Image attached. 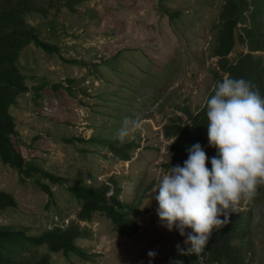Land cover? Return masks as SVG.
<instances>
[{"label":"rangeland","instance_id":"1","mask_svg":"<svg viewBox=\"0 0 264 264\" xmlns=\"http://www.w3.org/2000/svg\"><path fill=\"white\" fill-rule=\"evenodd\" d=\"M225 1L89 0L76 13L63 9L46 18L30 16L28 22L59 51L49 54L30 45L21 52L29 92L10 110L18 132L13 141L27 161L67 183L42 180L54 192L50 200L37 178L22 183L0 159V191L18 204L0 212V223L27 236L68 226L77 221L80 205L67 187L76 181L98 187L114 178L121 201L144 211L135 219L139 233L121 237L105 216L96 214L80 223L85 236L77 244L88 259L59 253L52 255V264H167L177 245H185L157 215L154 190L168 170L172 142L163 127L174 116L187 120L183 108L202 109L214 88L218 58L212 55ZM177 13L172 20L170 14ZM247 52L246 44L237 41L229 60ZM258 55L264 58V52ZM126 118L138 120L139 127L122 142L117 132ZM137 140L141 148L129 162L103 145ZM238 210L250 216L249 261L264 264V201H241ZM150 251L155 256L149 257ZM45 252V247L28 248L17 259L32 262Z\"/></svg>","mask_w":264,"mask_h":264},{"label":"trees","instance_id":"2","mask_svg":"<svg viewBox=\"0 0 264 264\" xmlns=\"http://www.w3.org/2000/svg\"><path fill=\"white\" fill-rule=\"evenodd\" d=\"M89 0H0V159L2 163L17 171L20 181L37 178L39 187L54 199V192L48 180L54 185H63L67 180L42 169L34 160L27 161L17 150L13 139L17 136L16 121L10 110L18 102V98L29 92L27 77L20 69L21 52L34 45L43 52L58 53L56 45L44 40L38 29L28 22L30 16L46 18L54 10L56 13L67 9L76 13L78 8ZM180 13L170 14L171 19ZM264 0H226L223 4L218 32L215 39L213 57L218 58L217 68L213 71L215 84L222 82L225 76L244 78L251 81L254 89L264 98V58L258 55L264 52ZM243 26L242 29L239 27ZM237 41L246 44L248 52L241 54L235 62L229 60ZM107 61L105 64H110ZM87 66V63H83ZM55 85L54 88H61ZM214 88L208 98L214 94ZM207 98V99H208ZM206 105V103H205ZM193 113L188 107L181 116L171 117L163 127L164 137L172 141L168 147L172 158L167 163L183 165L187 159V148L200 143L206 155H215V150L208 147L206 107ZM117 159L129 162L133 154L141 148V140L119 144L115 141L103 142ZM211 167L210 163L206 164ZM72 198L79 202L80 210L77 221L65 227H55L37 236H27L23 231H15L0 223V264H52L53 254L67 257L76 255L83 260L87 253L77 242L85 236L81 222H90L96 214L105 216L114 226L115 232L125 238L136 236L141 227L136 218L144 214L139 206L125 204L121 201V188L112 178L98 187L76 181L67 187ZM264 201V185L257 188V194L249 201L255 205ZM15 197L0 191V212L17 208ZM223 215L221 219H223ZM250 216L243 211L230 212L228 221L217 227L209 238L208 244L200 254L179 255L175 251L167 264L179 260L182 264H251L249 255L252 249L250 239ZM45 247L46 252L37 260L21 261L17 258L28 248Z\"/></svg>","mask_w":264,"mask_h":264},{"label":"clouds","instance_id":"3","mask_svg":"<svg viewBox=\"0 0 264 264\" xmlns=\"http://www.w3.org/2000/svg\"><path fill=\"white\" fill-rule=\"evenodd\" d=\"M205 107L208 147L216 154L208 157L200 143L190 145L183 165L171 164L154 190L162 226L184 238L179 255L202 253L229 213L264 185V98L251 81L225 76ZM138 127V120L126 118L118 139L123 142Z\"/></svg>","mask_w":264,"mask_h":264}]
</instances>
